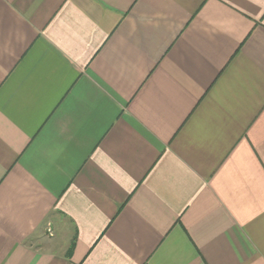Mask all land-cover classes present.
Instances as JSON below:
<instances>
[{
    "label": "crops",
    "instance_id": "0c3cea01",
    "mask_svg": "<svg viewBox=\"0 0 264 264\" xmlns=\"http://www.w3.org/2000/svg\"><path fill=\"white\" fill-rule=\"evenodd\" d=\"M0 264H264V0H0Z\"/></svg>",
    "mask_w": 264,
    "mask_h": 264
}]
</instances>
